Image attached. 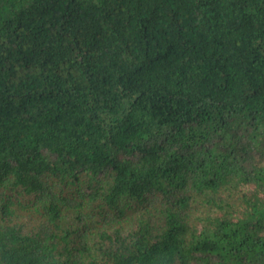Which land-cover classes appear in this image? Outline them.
Masks as SVG:
<instances>
[{"label":"trees","instance_id":"trees-1","mask_svg":"<svg viewBox=\"0 0 264 264\" xmlns=\"http://www.w3.org/2000/svg\"><path fill=\"white\" fill-rule=\"evenodd\" d=\"M0 264H264V0H0Z\"/></svg>","mask_w":264,"mask_h":264}]
</instances>
